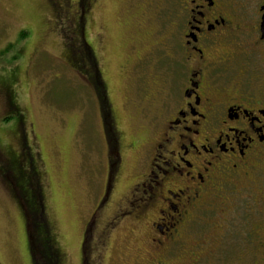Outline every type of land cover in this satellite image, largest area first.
I'll use <instances>...</instances> for the list:
<instances>
[{
  "label": "flooded vegetation",
  "instance_id": "1",
  "mask_svg": "<svg viewBox=\"0 0 264 264\" xmlns=\"http://www.w3.org/2000/svg\"><path fill=\"white\" fill-rule=\"evenodd\" d=\"M60 1L71 21L91 8ZM169 3L157 49L170 66L167 94L147 138H127L110 104L104 187L79 264H110L121 233L144 264H264V0ZM127 159L138 175L114 199Z\"/></svg>",
  "mask_w": 264,
  "mask_h": 264
},
{
  "label": "rangeland",
  "instance_id": "2",
  "mask_svg": "<svg viewBox=\"0 0 264 264\" xmlns=\"http://www.w3.org/2000/svg\"><path fill=\"white\" fill-rule=\"evenodd\" d=\"M63 6L60 0H0V81L14 83L11 99L22 113L21 123H2L0 91V150L15 149L17 135L25 137L64 263L79 264L83 226L103 192L106 147L94 89L68 60V48L76 52L81 40L68 26L81 23ZM169 12V0H94L83 19L84 40L127 138L147 136L167 94L170 66L157 49ZM136 170L127 159L114 199L126 193ZM10 197L0 179V264H31L23 220ZM124 234L110 264H144L142 248Z\"/></svg>",
  "mask_w": 264,
  "mask_h": 264
},
{
  "label": "trees",
  "instance_id": "3",
  "mask_svg": "<svg viewBox=\"0 0 264 264\" xmlns=\"http://www.w3.org/2000/svg\"><path fill=\"white\" fill-rule=\"evenodd\" d=\"M80 4V7L87 6V4L88 7H91L93 2L92 0H80ZM80 23L82 25L83 20ZM68 30L71 32L73 28L68 26ZM79 41V48L75 49L76 52L72 51L71 46L68 48L71 53L68 60L72 62V67L75 70L83 71L86 75L85 80L91 84L90 86L94 89L98 99L100 120L106 121V126L110 127V105L105 96L100 73L92 61L89 46L82 39ZM1 57L2 54L0 53ZM88 63L91 64V67ZM13 85L14 83L10 84L5 80L0 81V91L4 95L5 101L9 103L8 117L2 120L5 124H8L13 118L17 123H21L22 119L21 112L11 99L10 88ZM105 129L108 128L105 127ZM108 135H110V131ZM15 141L17 142L16 139ZM22 149L17 150V152L13 151L14 149H8L6 152L0 150V179L9 189L10 199L17 206L23 220L26 248L30 262L31 264H65L66 256L64 257V254L61 253L53 236L54 227L46 220L45 207H43V210L40 206V201H45V198L39 168L31 157L30 151L25 147ZM87 232L84 233V238L87 237ZM58 255L60 258L57 260Z\"/></svg>",
  "mask_w": 264,
  "mask_h": 264
},
{
  "label": "water",
  "instance_id": "4",
  "mask_svg": "<svg viewBox=\"0 0 264 264\" xmlns=\"http://www.w3.org/2000/svg\"><path fill=\"white\" fill-rule=\"evenodd\" d=\"M261 32H262V37H264V17L262 18V22H261Z\"/></svg>",
  "mask_w": 264,
  "mask_h": 264
}]
</instances>
